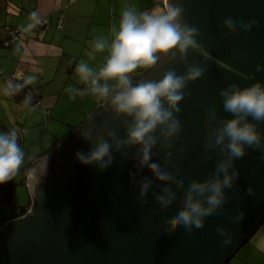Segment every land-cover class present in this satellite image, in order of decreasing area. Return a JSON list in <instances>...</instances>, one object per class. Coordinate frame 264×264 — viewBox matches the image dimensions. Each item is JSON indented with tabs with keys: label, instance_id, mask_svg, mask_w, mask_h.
<instances>
[{
	"label": "water",
	"instance_id": "1",
	"mask_svg": "<svg viewBox=\"0 0 264 264\" xmlns=\"http://www.w3.org/2000/svg\"><path fill=\"white\" fill-rule=\"evenodd\" d=\"M169 0H164L165 7ZM183 22L199 30V42L209 54L206 71L190 82L181 101L178 119L180 135L173 141L172 157L157 144L153 159L166 164L169 171L190 173L189 179L204 180L216 167L219 152H205L203 145L209 126L210 102L218 117L231 118L223 110L219 92L231 83L241 87L257 80L264 82V0H180ZM239 12L252 21L250 30L237 25L226 28L225 18ZM203 57L189 52L185 63H200ZM184 71L183 64L162 61L154 69L135 79H158L163 72ZM250 119V118H249ZM123 118H115L107 103L100 106L72 137L60 140L34 162L27 176L32 205L25 217L0 228V264H227L264 221V153L246 149L236 160L240 177L227 189L228 201L220 215L206 218L203 228L191 233L183 227H171L172 212L184 205L188 181H185L172 205L161 210L154 201L165 185L153 182L143 200L138 199L136 183L149 176L147 168L138 170L131 158L114 155L113 164L101 172L95 165L82 166L77 151H88L90 144L79 136L86 127L97 133L112 130L124 135ZM264 132V123H259ZM183 152H180V149ZM129 172L138 173L133 180ZM253 189L252 194L246 191ZM239 212L243 218L233 223ZM223 227L229 238L218 234Z\"/></svg>",
	"mask_w": 264,
	"mask_h": 264
},
{
	"label": "clouds",
	"instance_id": "2",
	"mask_svg": "<svg viewBox=\"0 0 264 264\" xmlns=\"http://www.w3.org/2000/svg\"><path fill=\"white\" fill-rule=\"evenodd\" d=\"M41 22L39 13L32 12L23 31L29 32ZM252 23L244 21L239 12H233L223 21L226 28L237 25L244 31L250 30ZM189 52L197 53L203 60L185 63ZM97 54H104L102 62L89 63ZM209 58L199 42L198 28L183 22L180 0H169L162 11H138L125 6L118 22L111 25L109 35L91 41L87 59H80L74 68L79 82L84 85L78 90L79 95L90 94L106 101L112 115L124 121L122 137H117L110 129L99 133L91 128L85 130L86 127L80 130L79 136L90 148L77 151L74 159L82 166L95 165L103 172L113 164L116 153L127 158L129 150L134 149L131 158L135 168H147L151 174L150 178L144 176L136 183L138 199L145 198L153 182L165 185L154 194L155 204L161 210L172 205L184 182L188 181L184 205L172 212L167 223L173 228L183 227L189 233L203 228L207 217L223 213L228 201L226 190L234 188L240 177L235 162L245 156L246 149L264 153V132L259 130V123H264V82L257 80L245 87L231 83L220 90L223 110L232 114L231 118L218 117L216 105L210 102V123L203 148L206 153L217 150L219 158L208 178L190 180V173L184 171L181 179L178 170L173 173L166 164L153 159L157 144L168 149L165 157L171 159L173 141L181 132L179 105L189 95L186 91L189 83L204 75V62ZM162 61L183 64L184 71L178 74L169 69L158 79L134 78L139 75L138 69L151 70ZM256 71L264 72V64L257 63ZM35 81V76H28L22 82L9 80L2 87L3 95L15 96ZM31 103L32 96L26 94L22 106L29 107ZM18 138L15 128L0 131V184L11 180L24 163L25 152ZM137 174L129 172L133 180ZM246 191L252 194L253 189L249 186ZM242 218L243 213L239 212L231 220L239 223ZM217 232L225 237L224 243L230 242L223 227H218ZM256 246L264 249V236L257 239Z\"/></svg>",
	"mask_w": 264,
	"mask_h": 264
},
{
	"label": "crops",
	"instance_id": "3",
	"mask_svg": "<svg viewBox=\"0 0 264 264\" xmlns=\"http://www.w3.org/2000/svg\"><path fill=\"white\" fill-rule=\"evenodd\" d=\"M125 6L138 11L164 10V0H0V131L15 128L18 143L25 152L24 179L19 169L9 181L16 183L12 205L0 206V223L23 218L32 205L27 188L30 166L60 140L72 137L106 101L79 95L84 85L74 73L76 63L87 59L89 44L98 36H108ZM32 12L45 21L8 47L3 42L13 29L23 30ZM104 54L89 63L99 64ZM145 70L138 69L142 74ZM28 76L36 81L15 96H5L3 85L22 82ZM30 94L29 107L21 104ZM25 184H19L21 181ZM25 208L18 219L14 218ZM29 210V211H28ZM264 236V221L229 260L228 264H264V249L256 246Z\"/></svg>",
	"mask_w": 264,
	"mask_h": 264
},
{
	"label": "trees",
	"instance_id": "4",
	"mask_svg": "<svg viewBox=\"0 0 264 264\" xmlns=\"http://www.w3.org/2000/svg\"><path fill=\"white\" fill-rule=\"evenodd\" d=\"M8 39H9V37H8ZM8 39L3 42L4 47H8L9 45H11V43H13V42H9L8 45L5 46L4 43L7 42ZM20 171L22 174V179H24L25 173H27L26 172L27 167L21 168ZM19 184H25V182L22 180ZM16 186H17V184L13 183L11 181H7L3 184H0V206H11L12 205V198H13V194H14V190H15ZM24 211H25V208H21V211H19L20 213H18V215H15L14 218L19 219L21 217L20 214H22ZM4 224H6L5 221H3V223H0V228L3 227Z\"/></svg>",
	"mask_w": 264,
	"mask_h": 264
},
{
	"label": "built area",
	"instance_id": "5",
	"mask_svg": "<svg viewBox=\"0 0 264 264\" xmlns=\"http://www.w3.org/2000/svg\"><path fill=\"white\" fill-rule=\"evenodd\" d=\"M42 20V19H41ZM39 27H44L45 26V21L42 20V22L38 25ZM28 32H25L23 30L19 29H13L9 33V39L7 42L4 43V45H8L9 42H14L17 41L19 37L21 36H27Z\"/></svg>",
	"mask_w": 264,
	"mask_h": 264
},
{
	"label": "rangeland",
	"instance_id": "6",
	"mask_svg": "<svg viewBox=\"0 0 264 264\" xmlns=\"http://www.w3.org/2000/svg\"><path fill=\"white\" fill-rule=\"evenodd\" d=\"M228 264V263H227Z\"/></svg>",
	"mask_w": 264,
	"mask_h": 264
}]
</instances>
